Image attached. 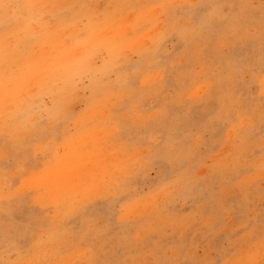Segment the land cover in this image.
Segmentation results:
<instances>
[{"label": "rangeland", "instance_id": "1", "mask_svg": "<svg viewBox=\"0 0 264 264\" xmlns=\"http://www.w3.org/2000/svg\"><path fill=\"white\" fill-rule=\"evenodd\" d=\"M0 264H264V0H0Z\"/></svg>", "mask_w": 264, "mask_h": 264}]
</instances>
